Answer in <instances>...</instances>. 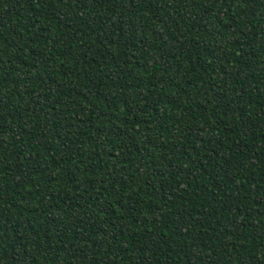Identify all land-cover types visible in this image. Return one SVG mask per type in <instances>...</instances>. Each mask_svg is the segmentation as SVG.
I'll use <instances>...</instances> for the list:
<instances>
[{"label": "trees", "instance_id": "1", "mask_svg": "<svg viewBox=\"0 0 264 264\" xmlns=\"http://www.w3.org/2000/svg\"><path fill=\"white\" fill-rule=\"evenodd\" d=\"M0 264H264V0H0Z\"/></svg>", "mask_w": 264, "mask_h": 264}]
</instances>
